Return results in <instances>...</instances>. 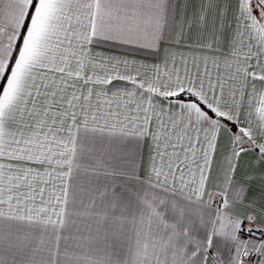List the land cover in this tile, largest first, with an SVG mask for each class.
I'll use <instances>...</instances> for the list:
<instances>
[{"label": "snow or ice", "instance_id": "1", "mask_svg": "<svg viewBox=\"0 0 264 264\" xmlns=\"http://www.w3.org/2000/svg\"><path fill=\"white\" fill-rule=\"evenodd\" d=\"M0 264H264V0H0Z\"/></svg>", "mask_w": 264, "mask_h": 264}, {"label": "crops", "instance_id": "2", "mask_svg": "<svg viewBox=\"0 0 264 264\" xmlns=\"http://www.w3.org/2000/svg\"><path fill=\"white\" fill-rule=\"evenodd\" d=\"M174 2L177 5V19H179V8L180 5L182 4L183 0H174ZM179 32V28L177 25L173 26V35L175 36ZM182 43H188L187 41H182ZM181 50H186V49H181ZM134 58L136 59H142V60H147L148 62H153V57L147 56L146 54H134ZM142 154L146 160L147 158V148L146 146L142 148ZM253 193H249V195H252ZM256 195H259L258 191L255 193Z\"/></svg>", "mask_w": 264, "mask_h": 264}]
</instances>
